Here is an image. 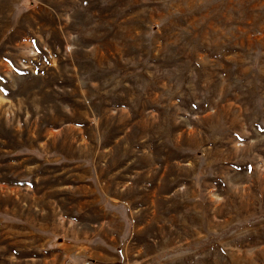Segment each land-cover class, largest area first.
<instances>
[{"label": "rangeland", "instance_id": "obj_1", "mask_svg": "<svg viewBox=\"0 0 264 264\" xmlns=\"http://www.w3.org/2000/svg\"><path fill=\"white\" fill-rule=\"evenodd\" d=\"M0 264H264V0H0Z\"/></svg>", "mask_w": 264, "mask_h": 264}]
</instances>
